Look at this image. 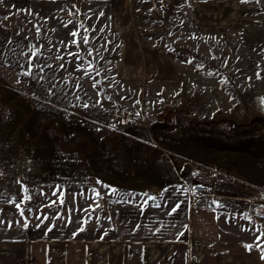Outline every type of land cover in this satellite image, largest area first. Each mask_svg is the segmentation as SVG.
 <instances>
[{"label": "rangeland", "instance_id": "obj_1", "mask_svg": "<svg viewBox=\"0 0 264 264\" xmlns=\"http://www.w3.org/2000/svg\"><path fill=\"white\" fill-rule=\"evenodd\" d=\"M194 7L176 1L151 7L153 14L147 5V23L156 28L150 35L173 48L161 60L175 78L147 84L156 78L154 65L141 84L125 86L113 68L116 54L103 70L93 52L98 43L112 50L116 44L104 5L0 0V242L104 237L102 229H85L90 209L83 192L74 209L66 195L55 197L65 185L90 187L104 214L107 197L117 200L109 214L130 220L126 238H163L168 223L158 230L149 207L157 200L135 196L133 177L149 178L158 166L132 171L150 165L154 150L189 187L204 185L248 207L264 199V20L202 33L191 21L188 32L179 20ZM119 172L129 179H118ZM175 224L186 226L182 219Z\"/></svg>", "mask_w": 264, "mask_h": 264}, {"label": "crops", "instance_id": "obj_2", "mask_svg": "<svg viewBox=\"0 0 264 264\" xmlns=\"http://www.w3.org/2000/svg\"><path fill=\"white\" fill-rule=\"evenodd\" d=\"M176 1H182L184 6L195 5L194 14L183 13L179 20L184 23L182 27L188 32L191 21L198 24V30L202 33L212 28L216 32L224 25L232 26L233 29L243 22L264 20V0H6L8 3L18 4L63 2L104 5L108 10V15H104L107 28L109 33H113L116 44L113 50L108 42L93 46L96 50L93 52L101 54L99 59L102 60V66H98L99 69H107L111 64V54H116L113 68L117 73V81L126 86L141 84V79L144 80L150 67L155 65L156 78L147 83L153 87L156 80L175 78L173 73L164 70V62L161 60V55L173 51V48L166 45L160 35H150L156 28L147 23L146 8L147 5L150 8L163 4L172 5ZM121 5H128V10H121ZM132 10L136 15H130ZM150 12L154 14L152 8ZM147 32L149 34H146ZM97 62L100 64V61ZM66 76L72 74L67 73ZM73 77L78 79V73ZM113 94L116 96L118 93L114 91ZM163 158L167 159V156L162 151H152L149 158L151 163L143 169L149 168L152 161L158 169L153 173L150 167L152 174L149 178L135 176L138 178L134 187L135 196L142 195L137 188L142 184L161 190L160 197L153 198L157 200V204H151L149 207L151 215H157L152 221L157 224L154 225L158 230L163 229L165 220L168 223L167 234H164L163 238L140 241L126 238L123 231L131 230L128 228L130 220L122 214L119 217L109 214L115 212L113 208L117 200L107 197L111 208L104 214L98 208L99 196L97 198L93 195L90 187L78 191L79 186L65 185V189L58 191L57 196L53 192L55 197L66 195L68 205L74 209L75 200L83 192L82 199L86 201L87 197L90 209V212L84 215L88 222L85 229H102L105 238L83 236L47 240L30 238L22 242L1 241L0 264H186L195 258L196 264H264V215L250 213L245 200L227 198L215 192L212 193L216 202L215 211L191 208L190 184L188 185L185 177L176 171L175 165H169L168 160L164 162ZM164 168L170 170V173H163ZM118 176L116 175L121 181L129 179L126 177L128 175L121 172ZM94 201L96 207L93 208ZM232 201L242 202V205L233 207L229 205ZM129 202L124 204L126 208L128 205L129 208L133 207L131 201ZM138 203L141 208L144 207L142 199ZM173 208L176 209L174 212ZM177 219L186 222L182 230L175 224Z\"/></svg>", "mask_w": 264, "mask_h": 264}, {"label": "built area", "instance_id": "obj_3", "mask_svg": "<svg viewBox=\"0 0 264 264\" xmlns=\"http://www.w3.org/2000/svg\"><path fill=\"white\" fill-rule=\"evenodd\" d=\"M120 132L121 133L124 132V129H121ZM141 136H142L141 139L148 138L147 136L146 138H144L142 134ZM148 164H149V161H146V162L143 161L140 167L134 166L132 171L137 170V168L145 167ZM106 179L110 181L112 180L117 181V178L115 176H107ZM131 180L133 181V178ZM139 189L142 194H150L152 195L153 198L160 197L161 190L157 187L151 188L147 184H142L140 185ZM189 202H190L191 208L205 209L208 211H215L216 209L215 197L207 191L204 185H201V184H194L190 187ZM248 211L253 214L259 213V214L264 215V199H258V200L251 201L248 207Z\"/></svg>", "mask_w": 264, "mask_h": 264}, {"label": "snow or ice", "instance_id": "obj_4", "mask_svg": "<svg viewBox=\"0 0 264 264\" xmlns=\"http://www.w3.org/2000/svg\"><path fill=\"white\" fill-rule=\"evenodd\" d=\"M242 2H243V0H242ZM73 35H75V33H73ZM84 42H85V44H87L88 43V38H87V36H85V38H84ZM49 67H51V65H49ZM87 106V105H86ZM219 207H222V205H218ZM176 209L175 208H173V212L175 211Z\"/></svg>", "mask_w": 264, "mask_h": 264}]
</instances>
